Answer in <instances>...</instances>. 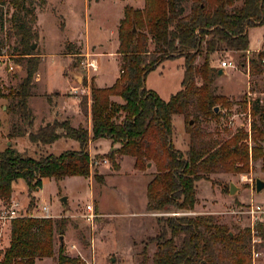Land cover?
Listing matches in <instances>:
<instances>
[{"label":"trees","instance_id":"obj_1","mask_svg":"<svg viewBox=\"0 0 264 264\" xmlns=\"http://www.w3.org/2000/svg\"><path fill=\"white\" fill-rule=\"evenodd\" d=\"M237 1L145 0L143 9L126 6L118 29L121 75L109 88L92 84L91 131L73 127L70 120L46 124L34 131L29 99L40 57L33 53L31 45L38 38L37 8H44L48 2L0 0L6 42H13L7 55L26 61V76L18 88L7 95L0 90V98L13 100L10 110L18 116L6 141L28 138L31 144L44 148L62 138L79 144L78 150L59 156L34 157L12 144L0 150V202H10L18 180L25 181L31 196L43 187L45 178L56 183L73 177L89 178L90 143L102 139L118 147L107 155L113 166L122 156L133 158L137 171H146L149 164L155 166L156 173L147 187L149 213L193 211L198 182L213 175L249 174L251 161L261 160L264 172V100L251 104L250 131L240 128L226 141L207 140L198 124L201 118L219 122L218 109L232 106L215 92L219 77V69L213 66L215 54L222 50L246 53L250 48L249 30L264 25V0H240L236 6ZM5 8L7 15L3 13ZM4 48L0 41V56ZM262 57L259 53L251 59L255 69L261 68ZM176 59H183L181 90L165 101L146 88V78L164 62ZM115 97L123 103L114 101ZM81 110L87 114V97L81 101ZM176 116H183L188 123L190 141L185 152L173 144ZM95 179L99 182L101 177L97 175ZM156 222L158 234L144 242L141 264H148L151 245H156L152 264H253L249 228L236 227L235 234L209 215L161 216ZM68 225L67 218L13 220L9 244L0 250V264H36L53 259L56 236H64ZM257 230L264 240V223ZM56 262L81 264L79 259L65 254L63 245Z\"/></svg>","mask_w":264,"mask_h":264},{"label":"rangeland","instance_id":"obj_2","mask_svg":"<svg viewBox=\"0 0 264 264\" xmlns=\"http://www.w3.org/2000/svg\"><path fill=\"white\" fill-rule=\"evenodd\" d=\"M47 2L44 8H37L38 38L31 46H35L32 51L40 57L35 80L39 75L42 77L45 75L46 87L51 90L42 96L40 92L44 89V83L42 88L37 86L36 92L32 89V93L34 92L32 105L36 108L34 110L40 112L35 116L30 107L35 121L40 122L38 125L34 124V131L45 126L48 121L63 122L67 115L64 110L53 109L57 97L51 91L58 83L61 84L60 75L56 73L55 76L50 75L55 70V64L57 63L55 67L57 72L61 73L63 69L65 77L72 75L76 86L82 82V79L83 85H87L86 80L91 82L95 80L96 72H88L84 64L88 59L96 58L97 53H101L100 82L112 81L119 72L116 58L119 63L121 61L120 56H114L119 45L117 25L124 16L125 4L128 3V6L138 9L135 7L138 0H47ZM240 3V0L237 1L236 6ZM6 12L7 8L3 13L7 15ZM2 21L4 22L5 19H1L0 15V41L5 44L3 56H0V90L7 95L10 90L18 88L25 78L26 61L7 55L13 42H6L7 30L2 28ZM249 41L250 48L253 50L251 52L238 53L222 50L215 54L213 61L215 68L219 69L220 63L225 60L233 61L236 68L227 69L226 75L217 77L214 84L216 94L226 97L232 105L231 109L221 111L218 109V113L221 112L219 122L201 118L198 123L204 130L207 140L226 141L240 128L250 131L251 104L257 99L264 100V72L260 67L255 69V66L251 64V59L257 58L258 50H264V25L249 30ZM71 52L75 54L68 55ZM47 53L55 54L57 60L51 59L50 56L47 61H43L45 58L43 55ZM60 60H65L61 63V67L58 63ZM182 65L183 59L164 62L149 73L146 78V88L158 93L167 101L181 90ZM84 95L82 90L76 93H63L57 101L59 105L66 108L71 105L73 97L79 96L81 101ZM1 100L7 106L5 114L0 110L2 118L0 122L3 123V128L0 129V149L3 150L8 132L18 122V116L10 110L13 105L12 99L1 98ZM174 125V147L185 152L188 150L190 141L187 120L183 116H176ZM12 143L18 151H26L34 157L48 156L49 153L58 156L65 149H71L64 141L55 142L56 144L48 148L33 145L28 138L16 139ZM68 144L71 145V143ZM262 146L264 149V143ZM107 155L97 157L101 164L91 171L89 178L73 177L60 183L51 180L38 192H32L31 196L27 193L25 181L17 182L15 189L25 193L24 203L30 212L38 213L44 204H48L52 219H69L65 235L56 236V256L53 259L37 261L36 264H57L58 250L61 245L64 246L66 255L79 259L81 264H141L144 242L158 234L157 218L173 215L171 212L149 213L146 210L147 187L156 173L153 164L144 172L137 171L134 168V159L126 157L123 162L120 160L121 168L117 169L119 158L116 159L117 166H113ZM103 160H108L109 164H103L101 162ZM97 175L101 177L99 182L95 179ZM243 177L252 178L254 182L243 180ZM258 179L264 181L261 160L250 162L249 174L213 175L209 180H202L197 184L198 200L194 210L182 214L189 217L214 216L220 224L227 225L232 233L238 234L236 227L249 228V220L245 215L234 212L243 211L251 202L264 205V190L260 194L256 193L255 183ZM231 184L239 188L234 196L230 195ZM63 197L68 198V207L61 203ZM88 204H93L94 207L93 224L87 222L84 217L87 214ZM10 229L11 223L0 224L1 250L9 244ZM250 247L252 258L255 260L252 259V263L264 264V240L260 234L259 237H251ZM155 250L156 245L149 247L148 264H152L151 259ZM254 251L259 253V257L254 258Z\"/></svg>","mask_w":264,"mask_h":264},{"label":"crops","instance_id":"obj_3","mask_svg":"<svg viewBox=\"0 0 264 264\" xmlns=\"http://www.w3.org/2000/svg\"><path fill=\"white\" fill-rule=\"evenodd\" d=\"M98 1V0H97ZM144 5H145V1L144 0H138V3H137V5H135V7H137L138 9H143L144 8ZM126 6H128V3H127V5L125 4V7ZM125 7H124V9H125ZM134 7V6H133ZM123 19V18H122ZM122 19H120V21H119V23H118V25H117V27H118V29H119V26H120V22H121V20ZM119 40V39H118ZM87 45H89L90 46V44H87ZM118 48H119V45H118ZM251 51H253L251 48H249V50L247 51V52H251ZM255 51V50H254ZM68 55H70V54H68ZM97 55V57L96 58H94V57H92V59H88L87 61H94L95 62V64L97 65V70L95 71L96 73H95V80L94 81H87L86 80V84L87 85H83V83L82 82H84L83 81V79H82V82H80L79 83V85L78 86H76V84L74 83V81H73V79H72V75L71 76H64V74H65V71H63V69H62V72L60 73V72H57V69L55 68L56 67V65H57V63L55 64V67H54V71H53V67H52V65H51V63H49V66H50V68H51V70L53 71L52 72V74H50L51 76H55V73L57 74V75H60V78H61V84H57L56 85V87H53V89H52V91L51 92H53V93H55V95H56V97H57V100L61 97V94H63V93H68V92H72V93H75L76 91L77 92H79V90H82V93H85V95H84V97H87V101H88V111H87V114H84L83 112H82V110H81V101H80V98H79V96H75V97H73V100H71L72 102H71V105H68V107H66L65 108V106H61V105H59L58 104V101L56 100L54 103L55 104H53L54 106H53V109H58L59 111H61V110H64L66 113H67V115H66V117L64 118L65 120H70V122H71V125L73 126V127H75V128H78V127H80V126H83V127H85V128H87L89 131H91V128H92V118H91V86H92V84H95L96 86H98V87H100V88H109V87H111V86H113L115 83H116V81L119 79V77H120V75H121V70H120V63H119V61H118V59L116 58V60H117V63H118V68H119V72L116 74V76L114 77V79L111 81H109V82H105V83H102V82H100V80H101V76H100V74H99V71H100V69H101V63H100V59H99V57H100V55H101V53H97L96 54ZM43 56H45V58H43V61H47V59L51 56V59H53V60H57V58L55 57V54H51V53H47L46 55H43ZM87 55L85 54V57H86ZM89 56V55H88ZM114 56L115 57H119V55L116 53V52H114ZM47 57V58H46ZM89 58H90V56H89ZM181 60V59H180ZM61 61V60H60ZM58 61V63L60 64V67H61V63L63 62V61H65V60H63V61ZM46 63V62H45ZM182 64V63H181ZM46 65V64H45ZM44 66V65H43ZM63 67V66H62ZM182 68V67H181ZM59 69V68H58ZM86 69V68H85ZM221 68L219 67V70H220ZM183 70V69H182ZM67 74V73H66ZM226 75V70H224V76ZM43 77H45V75L43 76ZM42 76H40L39 75V77H37V79L35 80V84H34V88H33V90L36 92L37 91V86L38 87H43V83H44V89H42L41 90V92H40V94L42 95V96H44L46 93H48V91H50L49 89H47V87H46V77L45 78H43ZM78 78H80V77H78ZM41 83V84H40ZM35 85H36V87H35ZM42 85V86H41ZM59 85V86H58ZM178 93V92H177ZM158 94V93H157ZM159 95V94H158ZM160 96V95H159ZM34 97V92L32 93V96L30 97V99H29V106L33 109V111H34V114H35V116H37L40 112L39 111H36V110H34V108L35 107H33V105H32V102H31V100H32V98ZM161 97V96H160ZM171 98V97H170ZM169 98V99H170ZM114 99V101H116V102H118V103H123V100L121 99V98H119V97H115V98H113ZM168 99V100H169ZM164 100V99H163ZM167 100V101H168ZM166 101V100H165ZM35 104V103H34ZM35 106L36 107H38V105H36L35 104ZM48 106V109H49V105H47ZM6 105L5 104H3V102H2V100H1V98H0V110L2 111V112H4V114L6 113L5 111H6ZM36 109V108H35ZM56 114H58V113H56ZM58 116H59V114H58ZM0 119H2L1 117H0ZM80 119V120H79ZM83 119H85V121H83ZM78 121V122H77ZM35 123H37V124H35V125H38V124H40V122L38 123L37 122V120L35 121ZM47 124H50V122L48 121V123ZM37 127V126H36ZM39 127V126H38ZM174 128H175V125H174ZM17 140H19V139H17ZM16 141V140H15ZM59 141H64L68 146V148L70 147L71 149H69V150H78L79 149V144L77 143V142H75V141H73V140H70V139H65V138H62V139H60V140H58L57 142H59ZM8 143H9V141L7 140L6 142H5V147L6 146H8ZM68 143H71V145H69ZM12 145H13V143H11ZM56 144V143H55ZM14 145H15V143H14ZM54 145V144H53ZM49 146H47L46 148H48ZM16 148V147H15ZM118 149V147L117 146H115V147H112V142L110 141V140H104V139H102V140H98V141H94V142H91L90 143V157H91V159H98L97 157H105V155H107V153H109V152H113V151H115V150H117ZM0 150H2V149H0ZM66 151H68V149H65L64 151H63V153L64 152H66ZM48 152V151H47ZM49 153V152H48ZM49 155H54V154H50L49 153ZM61 155V154H60ZM54 156H56V155H54ZM59 156V155H58ZM127 156H122V157H118L119 159V161H118V165H119V167L117 168V169H120L121 168V164H120V160H121V162H123V160L126 158ZM131 158V157H130ZM134 164H135V160H134ZM105 165H108V164H105ZM78 178H81V177H78ZM67 179H70V178H67ZM52 179H49V178H45V179H43V186L47 183V182H49V181H51ZM64 180H66V179H64ZM63 180V181H64ZM19 181V180H18ZM17 181V182H18ZM17 182H15V185H14V191H13V194H12V199H15V200H19V201H21L22 202V204L23 205H25V203H24V197L26 196L25 195V193L23 192V191H17L15 188H16V185H17ZM62 182V181H61ZM43 188V187H42ZM41 188V189H42ZM41 189H39V190H41ZM39 190H37L36 192H38ZM27 193H28V187H27ZM146 210H147V204H146Z\"/></svg>","mask_w":264,"mask_h":264},{"label":"built area","instance_id":"obj_4","mask_svg":"<svg viewBox=\"0 0 264 264\" xmlns=\"http://www.w3.org/2000/svg\"><path fill=\"white\" fill-rule=\"evenodd\" d=\"M258 53L263 54V57L260 59L259 64L264 72V50L263 51L258 50ZM84 67L87 69L88 72L97 70V65L95 64L93 60L87 61V63L84 64ZM220 68L223 70L234 69L236 68V64L233 61L225 60L220 63ZM101 162L103 164H109L108 160H103ZM100 164L101 163H99L97 159H91L90 170L92 171L96 166ZM245 179L246 181H249L250 183L254 182L252 178L243 177V180ZM86 212L87 214L84 216L86 221L93 224L94 219H95L93 204H88L86 206ZM234 213L236 214L241 213L245 215L249 220V229L251 230L252 236L254 238L259 237L257 226L261 223H264V205L251 202L248 206H246V208L243 211L234 212ZM181 214L173 213L172 216H183V214L182 215ZM27 217H34V218H40V219H52L53 218L48 204H44V206L41 208L40 212L38 213L30 212L27 209V207L22 204L21 201L15 200V199L10 200V202L8 203L0 204V224L4 225L7 223H11L13 220L20 219V218H27ZM73 248L75 249V246H73ZM1 249H2V242L0 238V250ZM253 256L254 258L259 257V253L254 251ZM253 261L255 260L253 259Z\"/></svg>","mask_w":264,"mask_h":264},{"label":"water","instance_id":"obj_5","mask_svg":"<svg viewBox=\"0 0 264 264\" xmlns=\"http://www.w3.org/2000/svg\"><path fill=\"white\" fill-rule=\"evenodd\" d=\"M32 48L34 49L35 46H33ZM218 75L219 76H223L224 75V70L220 69L219 72H218ZM191 124H193V122ZM10 145H11V142L8 143V146H10ZM150 167H151V164L148 165V168H150ZM255 184H256V193L260 194L264 190V181L258 179V180H256ZM238 191H239V188H237L234 184H231V186H230V195L234 196ZM61 203L68 207L69 206L68 198L67 197H63L61 199Z\"/></svg>","mask_w":264,"mask_h":264}]
</instances>
